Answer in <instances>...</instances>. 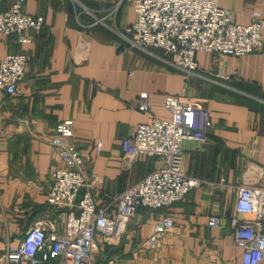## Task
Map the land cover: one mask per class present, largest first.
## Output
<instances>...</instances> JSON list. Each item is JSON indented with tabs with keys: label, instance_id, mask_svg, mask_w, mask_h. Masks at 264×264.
<instances>
[{
	"label": "crops",
	"instance_id": "0c3cea01",
	"mask_svg": "<svg viewBox=\"0 0 264 264\" xmlns=\"http://www.w3.org/2000/svg\"><path fill=\"white\" fill-rule=\"evenodd\" d=\"M13 2L0 0V12ZM218 4L236 25L254 16L264 21V0ZM23 12L42 17L44 27L29 33L27 45L0 34V60L29 57L19 94L0 91V258L36 224L61 233L66 211L46 203L50 174L61 165L48 144L58 125L70 123L69 142L81 154L98 207L160 165L143 157L129 164L121 150V141L148 121L131 106L144 95L150 115L160 119H171L168 96L208 113L205 141L182 143V172L203 184L168 208L139 209L119 236L98 239L91 264H242L230 220L252 217L236 213L227 190L264 187V25L255 53L197 52L195 75L185 78L158 53L129 46L124 28L135 14L123 0H26ZM165 217L173 227L151 248L146 240ZM210 217L220 220L217 227L208 226Z\"/></svg>",
	"mask_w": 264,
	"mask_h": 264
},
{
	"label": "built area",
	"instance_id": "2783aa9c",
	"mask_svg": "<svg viewBox=\"0 0 264 264\" xmlns=\"http://www.w3.org/2000/svg\"><path fill=\"white\" fill-rule=\"evenodd\" d=\"M123 1L135 14L132 25L124 28L129 46L158 53L185 78L195 75L197 52L242 57L261 47L263 19L254 16L248 25H236L230 14L219 7L218 0ZM25 2L14 0L9 9L0 12V34L20 45L31 44L29 33L37 34L44 27L42 17L24 14ZM28 61L23 53L0 60V91L10 97L19 94ZM131 106L149 117L121 141L125 160L131 164L139 157L154 158L161 161L160 165L136 185L112 197L109 204L98 207L91 191L93 181L83 171L81 154L69 142L70 123L58 125L48 144L61 165L50 174L52 183L46 203L66 211L61 233L55 228L46 233L40 225H34L16 246L6 247L1 264H91L100 249L99 240L123 233L139 209L168 208L203 184L182 172V143L205 141L208 113L179 96L165 98L169 120L151 116V104L144 95ZM101 147L102 143H97V151ZM227 192L235 194L236 213L252 217L250 222L230 220L233 244L241 249L242 264H264V187H229ZM219 223L217 217H210L208 226L217 227ZM172 227V220L163 218L154 225L147 245L153 248Z\"/></svg>",
	"mask_w": 264,
	"mask_h": 264
},
{
	"label": "water",
	"instance_id": "95a60500",
	"mask_svg": "<svg viewBox=\"0 0 264 264\" xmlns=\"http://www.w3.org/2000/svg\"><path fill=\"white\" fill-rule=\"evenodd\" d=\"M241 217L244 216V215H240Z\"/></svg>",
	"mask_w": 264,
	"mask_h": 264
}]
</instances>
